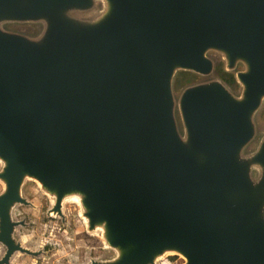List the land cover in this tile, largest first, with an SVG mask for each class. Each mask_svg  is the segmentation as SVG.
<instances>
[{
    "label": "water",
    "instance_id": "obj_1",
    "mask_svg": "<svg viewBox=\"0 0 264 264\" xmlns=\"http://www.w3.org/2000/svg\"><path fill=\"white\" fill-rule=\"evenodd\" d=\"M263 107L264 0H0V264L44 253L27 181L78 204L83 264H264Z\"/></svg>",
    "mask_w": 264,
    "mask_h": 264
},
{
    "label": "rangeland",
    "instance_id": "obj_2",
    "mask_svg": "<svg viewBox=\"0 0 264 264\" xmlns=\"http://www.w3.org/2000/svg\"><path fill=\"white\" fill-rule=\"evenodd\" d=\"M16 28L21 32L31 33L33 31L31 27ZM211 56L215 59L213 77L220 78L217 66L221 65L223 69V62L219 60L217 55L212 54ZM185 73L189 76H186L183 85L177 88L175 84L177 93L185 85L196 83L201 79V77L190 72H178L175 81ZM232 88L234 90L238 89V87ZM263 109L259 115V125L260 129L264 130ZM1 190L2 186L0 185ZM23 191L34 205V208L19 206L16 209V219H25L28 223V227L18 229V236L26 247L34 250L43 249L44 253L38 259L17 254L13 259L14 264H83L91 257L108 255L102 242L86 232L83 220L80 217L78 204L72 201L65 203V224L63 225L61 219L46 216L50 207L49 199L39 191L38 185L34 181H27ZM160 264H182V259L178 256H168Z\"/></svg>",
    "mask_w": 264,
    "mask_h": 264
},
{
    "label": "trees",
    "instance_id": "obj_3",
    "mask_svg": "<svg viewBox=\"0 0 264 264\" xmlns=\"http://www.w3.org/2000/svg\"><path fill=\"white\" fill-rule=\"evenodd\" d=\"M217 72L220 75V78L225 83H227L228 85H230L232 87H236V82L234 80V77L231 74L224 73L222 68H221V65L217 66ZM186 76H189V74L185 73L182 77L178 78V80L176 81V87L177 88H180L183 85V83L186 80ZM262 117L264 118V109L262 111Z\"/></svg>",
    "mask_w": 264,
    "mask_h": 264
},
{
    "label": "flooded vegetation",
    "instance_id": "obj_4",
    "mask_svg": "<svg viewBox=\"0 0 264 264\" xmlns=\"http://www.w3.org/2000/svg\"><path fill=\"white\" fill-rule=\"evenodd\" d=\"M236 88H237V84H236ZM174 259H176V258H174Z\"/></svg>",
    "mask_w": 264,
    "mask_h": 264
}]
</instances>
